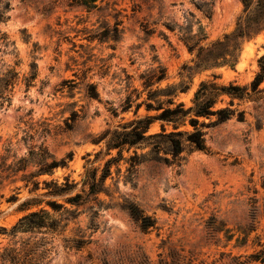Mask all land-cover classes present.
Segmentation results:
<instances>
[{"label":"rangeland","instance_id":"obj_1","mask_svg":"<svg viewBox=\"0 0 264 264\" xmlns=\"http://www.w3.org/2000/svg\"><path fill=\"white\" fill-rule=\"evenodd\" d=\"M3 1L11 8L0 25L7 37L0 45V79L9 81L0 94V253L36 236L34 242L48 243L40 264H159L172 262V255L179 264H264L251 258L264 248L262 98L236 100L243 120L236 116L211 130L207 150L180 167L151 161L125 184L129 165L120 163V175L113 166L106 183L113 197L99 195L106 208L97 218L80 208L57 233L9 236L27 214L52 212L47 201L65 203L44 195V180L80 182L87 168L101 170L118 156L107 149L108 131L160 113L147 108L142 76L163 67L166 79L154 90L185 85L189 90L177 101L188 107L203 81L249 85L264 55V10L248 13L241 0ZM185 33L205 37L201 59L210 62L200 63L198 48L190 52ZM224 59L230 64L214 66ZM161 124L155 121L149 134ZM41 145L67 166L38 178L40 190L32 192V181L24 180L38 170L34 165L9 177L1 172L4 163L15 164ZM126 198L154 217L156 227L142 232L117 207Z\"/></svg>","mask_w":264,"mask_h":264},{"label":"trees","instance_id":"obj_2","mask_svg":"<svg viewBox=\"0 0 264 264\" xmlns=\"http://www.w3.org/2000/svg\"><path fill=\"white\" fill-rule=\"evenodd\" d=\"M241 2L248 13L254 7L264 10V0H241ZM10 8L9 2L0 0V25L7 20V13ZM185 34L184 41L190 52H194L198 48L200 63L210 62L201 59L206 50L200 43L205 40V37L199 38ZM5 42H7V37L0 30V45L5 44ZM218 44H214L213 47ZM213 62L214 66L217 67L230 64L227 59L221 63H217V60ZM234 65L231 63L230 66L233 67ZM166 76V70L161 66L150 74L142 76L144 88L149 90L148 101L150 103L146 104L147 108L148 110L160 111V113L130 121L121 132L108 131L103 137L112 136L107 141V149L109 152L117 149L118 156L109 159L101 170L98 167L87 168L80 182L71 180L69 176L65 177L62 183L59 180H44L42 182L44 184L43 189L46 190L44 195L64 198L65 203L49 200L46 203L53 213L42 208L21 218L9 232V236L13 240L21 234L57 233L61 228L67 227L70 220L77 219L81 215L80 208H85L93 217L97 218L100 215L99 212L106 208L104 203L99 200V195L106 194L111 198L113 197L110 188L106 186L107 180L112 177L113 166H116L117 174L120 175V163L125 160L129 165L126 170L129 175L125 184L130 182L129 180L141 165L151 161L180 167L192 153L207 150V135L211 130L236 116L243 120L245 112L234 108L236 100L257 101L260 98L264 99L261 97L264 94V89L261 88L264 82V55L259 59V72L249 85L242 86L235 82L221 84L217 82V77L214 80L203 81L195 92L192 105L189 107L183 102L177 101L181 93H186L189 90V87L185 85H170L166 89L154 90V86L161 84ZM7 81L5 78L0 79V94H3L9 85V81ZM225 98L230 99L228 105L218 107V104L223 103ZM141 105L139 104L138 108ZM157 120L162 123L161 131L149 134L151 125ZM185 127H190V129H182ZM146 149H149L148 153H139V151ZM125 151L128 153L132 151L133 154L126 159L124 157ZM33 165L38 170L25 174L24 180L27 183L32 181V192H35L40 190L41 182L38 178L46 175L52 176L55 170L65 168L67 160H56L48 148L41 145L31 147L28 156L21 158L15 164L7 165L4 163L1 172L7 173L9 177L11 174L26 171L29 166ZM79 185H81V190L72 194ZM34 201L38 206L43 202L36 199ZM67 204L71 208L66 206ZM117 207L127 212L142 232H148L156 227V219L148 216L135 201L126 198L123 200V204L117 205ZM35 238L36 236H31L20 247H17V243L14 242L4 248L0 253V264H40L43 259L42 256L49 252L46 248L48 243L45 238V241L34 242ZM85 244L84 240L78 241L76 247L82 248ZM251 258L264 263V248ZM172 259V262L161 259L159 264H179L175 255H172Z\"/></svg>","mask_w":264,"mask_h":264}]
</instances>
